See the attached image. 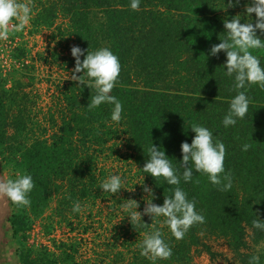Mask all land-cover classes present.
Segmentation results:
<instances>
[{
    "label": "trees",
    "instance_id": "trees-1",
    "mask_svg": "<svg viewBox=\"0 0 264 264\" xmlns=\"http://www.w3.org/2000/svg\"><path fill=\"white\" fill-rule=\"evenodd\" d=\"M27 1L33 9L30 24L34 31L53 27V35L70 41L65 51L53 49V61L62 60L72 71V45L89 51L108 47L118 56L121 71L111 95L121 102L123 112L122 119L115 122L111 119L114 105L88 107L95 89L67 79L58 85L62 105L59 102L48 112L47 122L40 121L33 113L36 102L24 90L27 83L17 71L12 72L9 86L0 74V161L10 169L5 180L27 172L35 182L29 207L8 200L6 221L16 241L18 263L192 264V249L214 255L206 241L213 236L225 240L239 264H254L253 257L264 264V231L253 227L256 218L264 220V88L247 86L246 117L225 128L223 117L238 90L233 89V78L225 74L226 54H209L226 36L224 20L238 14L242 23L248 22L245 6L250 0H240L226 11L227 0H141L138 10L130 8L131 0ZM251 16L255 23V14ZM60 17L64 24H56ZM257 34L264 39L259 30ZM14 50L21 54L29 51L24 45ZM252 51L264 64V49ZM194 123L212 129L225 144V170L231 173L232 187L223 191L202 173H194L187 183L181 179L180 186L205 216V222L194 224L183 239L172 236L164 217L142 215L145 225L139 227L132 212L125 211L127 217L118 225L116 244L114 240L107 243L96 254L98 259L79 257L77 239L54 242L53 250L27 242L33 223L51 204L53 215L69 225L73 220L82 224L81 212L96 201L110 202L108 220L121 212L122 190L116 194L100 190L101 182L113 174L105 160L130 159L120 165L122 178L142 176L139 212L143 213L151 199L144 186L152 189L153 203L162 205L175 186L144 172L147 149L151 141L161 147L182 173L180 145L191 143L195 134L190 126ZM245 143L249 144L247 151L242 150ZM120 144L125 151L121 152ZM77 201L81 211L74 213ZM154 228L172 248L169 259L153 261L141 255L140 244Z\"/></svg>",
    "mask_w": 264,
    "mask_h": 264
},
{
    "label": "clouds",
    "instance_id": "clouds-1",
    "mask_svg": "<svg viewBox=\"0 0 264 264\" xmlns=\"http://www.w3.org/2000/svg\"><path fill=\"white\" fill-rule=\"evenodd\" d=\"M240 0H227L223 10L239 5ZM141 0H131L130 8L138 10ZM32 6L21 0H0V40L7 41L10 31H21L30 23ZM255 14V23L251 14ZM245 14L248 22H241V15H235L224 20L226 36L220 39L210 49V55L216 56L221 51L226 54L224 64L225 74L233 78V89L238 90L231 98L228 110L223 117L222 124L225 128L235 126L238 120H243L249 111V97L247 86L258 85L264 88V64L261 59L253 54L252 50L264 49V39L257 34V30L264 34V0H250L245 6ZM86 52V54H85ZM70 55L74 58V68L67 79L78 82L77 85H86L95 89L90 108L99 107L102 103L114 105L111 119L119 122L122 119L123 106L115 95H111L118 81L121 64L118 56L108 47H100L93 51L82 49L79 45L70 47ZM83 57V59H81ZM80 73V75H77ZM84 74L83 76L81 74ZM87 77V80H85ZM191 131L195 134L191 143L184 141L180 145L182 173L176 168L169 156L161 147L151 141L143 170L152 177H163L168 185L175 186L172 195L164 198L162 205L153 203L155 198L152 189L144 186V191L149 193L151 199L147 201L143 213L137 211L138 202L125 207L132 211L134 219L139 227L145 223L142 215L153 218L164 217L172 236L183 239L188 230L197 223H204L205 216L197 210L194 199H189L187 192L180 186L181 179L187 183L193 180L194 173L206 174L210 183L227 191L232 187V176L225 170V144L216 138L214 131L202 124H192ZM249 144L242 145V150L247 151ZM124 180L120 174H110L100 184L103 192L116 194L123 189ZM35 187L33 176L27 172L15 173L6 180H0V197H6L17 206L29 207L31 205L30 193ZM74 213L81 211V204L77 201L72 208ZM253 227L264 231V220L256 218ZM141 255L155 261L157 259H169L172 256V248L164 239L161 231L155 229L146 233L140 244ZM254 264H258V257L252 258Z\"/></svg>",
    "mask_w": 264,
    "mask_h": 264
},
{
    "label": "rangeland",
    "instance_id": "rangeland-1",
    "mask_svg": "<svg viewBox=\"0 0 264 264\" xmlns=\"http://www.w3.org/2000/svg\"><path fill=\"white\" fill-rule=\"evenodd\" d=\"M21 1L24 3L28 2L27 0ZM56 24H64L63 19L61 17L58 18ZM52 28H41L38 31H34L29 23L21 31H10L7 41L0 40L1 76L6 78L7 86H9L12 72L17 71V75L22 82L27 83L24 90L28 91L36 102L33 108L35 117L44 122H47L48 112L53 111V108L61 102L58 85L67 80V73L71 74L70 68L66 67L62 60L53 61L52 59L54 48L62 52L67 49L65 47L66 44L70 43L67 39L60 40L58 36L53 35L54 31ZM19 45H24L29 51L21 54L14 50ZM60 104L62 105V102ZM118 146L121 152L125 151L123 145L120 144ZM123 162L130 163L131 160L127 159L123 160ZM123 162L111 163L110 160H105L103 163L106 167H110L112 173L121 174L123 169L120 165ZM2 163L0 161V180H5V177L10 174V169L7 165H2ZM131 168V173H133L135 168L134 166ZM141 178L140 174L133 175L132 179L123 178V189H121L120 195L123 196L124 204L120 208L121 212L116 216H111L110 220H108L110 202L96 201L94 205L86 207L88 209H84L81 212L82 224L73 220L74 223L71 225L59 222L58 218L53 215L51 209L53 204H51V207L33 223L31 230L27 234V242L34 247L44 245L46 248L53 250L55 249L54 242H69L71 239H77L80 244L79 257L98 259L96 254L107 247V243H111L114 240L116 244L114 238L118 232L121 218L125 219L127 217L125 211H130V213L133 211L125 207V205L132 203L130 199L137 201L139 205V202L143 199L142 194L144 192ZM88 210L90 212H87ZM8 212V199L0 197V264H19L14 255L16 241L11 237L6 221ZM206 241L211 246L214 255L210 256L207 252L200 249H192V264H239L238 258L228 248L223 238L211 236L206 238Z\"/></svg>",
    "mask_w": 264,
    "mask_h": 264
}]
</instances>
